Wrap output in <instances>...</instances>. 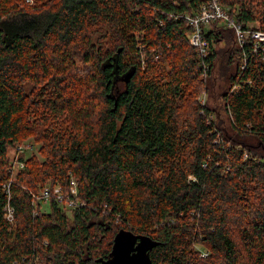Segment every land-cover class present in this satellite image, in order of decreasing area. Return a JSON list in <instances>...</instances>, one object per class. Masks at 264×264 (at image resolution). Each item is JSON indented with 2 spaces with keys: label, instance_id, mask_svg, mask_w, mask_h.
Masks as SVG:
<instances>
[{
  "label": "trees",
  "instance_id": "trees-1",
  "mask_svg": "<svg viewBox=\"0 0 264 264\" xmlns=\"http://www.w3.org/2000/svg\"><path fill=\"white\" fill-rule=\"evenodd\" d=\"M206 1L0 0V264H103L121 228L153 264H264V48L214 21L200 55ZM219 1L264 29V0ZM57 184L78 205L34 210Z\"/></svg>",
  "mask_w": 264,
  "mask_h": 264
},
{
  "label": "built area",
  "instance_id": "built-area-1",
  "mask_svg": "<svg viewBox=\"0 0 264 264\" xmlns=\"http://www.w3.org/2000/svg\"><path fill=\"white\" fill-rule=\"evenodd\" d=\"M183 17V19L187 20L193 28L189 33V40L191 44L197 48L200 55L205 56L209 52L211 43L210 40L206 38L205 33L214 21H218L227 28L233 30L236 40L240 46L244 47L246 38H249L254 51L262 50V48H264V29H261L260 26L255 24V22L251 21L245 25L239 23L232 12V9L220 3L219 0H208L201 4L198 11L194 13H187L183 15ZM206 97V93H203L200 97V102L202 104L206 102ZM209 119H214V115L210 114ZM20 146L21 145H19V147ZM18 162H20L19 168L22 169L25 167V164H23L24 161L21 160ZM10 183L11 182L7 183L6 187L10 186ZM51 190L50 186L41 188L39 193L35 194L34 200L37 202H35L34 205L38 206L39 203L42 204V202L48 203L50 194L52 193ZM52 191L56 195L59 203L66 209L71 210L78 205L76 204L77 201L74 198L62 194L61 187H59V185L54 186ZM14 210L15 208L13 205L11 203H7L5 217L11 222L14 220Z\"/></svg>",
  "mask_w": 264,
  "mask_h": 264
},
{
  "label": "water",
  "instance_id": "water-1",
  "mask_svg": "<svg viewBox=\"0 0 264 264\" xmlns=\"http://www.w3.org/2000/svg\"><path fill=\"white\" fill-rule=\"evenodd\" d=\"M159 242L149 235L121 228L103 264H153L150 250Z\"/></svg>",
  "mask_w": 264,
  "mask_h": 264
},
{
  "label": "rangeland",
  "instance_id": "rangeland-1",
  "mask_svg": "<svg viewBox=\"0 0 264 264\" xmlns=\"http://www.w3.org/2000/svg\"><path fill=\"white\" fill-rule=\"evenodd\" d=\"M257 6L259 9H261L260 5H257ZM254 22L257 26H260V22L258 20H255ZM42 143L43 142L38 140L34 135H32V136L29 135V136L25 137L23 140L19 141L15 147H12L8 151L9 152V155H8L9 156V159H8L9 162H7V164H8L7 168L9 169V171L11 173V178L12 177L14 178L19 173V171L21 170V168H19L20 162H18V161H21V160L24 161L23 164H25L27 166V162H26L27 159L36 156L37 158L42 160L46 156L47 151H44L41 149ZM19 145H21V146L19 147ZM19 149H22V150H19ZM11 181L12 180L9 179V181L7 183H9ZM57 185H59V187H61L60 184H57ZM4 186H7V185H4ZM76 189H77L76 181L74 179H72L70 190L72 191L73 194H76V193H78V191ZM52 193L54 194V192H52ZM39 206H41L42 209H46L47 203L42 202V204ZM34 210H39L38 206H35ZM68 213L71 214L72 212L69 211Z\"/></svg>",
  "mask_w": 264,
  "mask_h": 264
}]
</instances>
